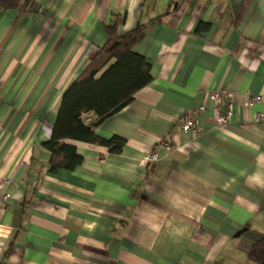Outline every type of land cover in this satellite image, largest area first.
Returning <instances> with one entry per match:
<instances>
[{
  "label": "crops",
  "instance_id": "1",
  "mask_svg": "<svg viewBox=\"0 0 264 264\" xmlns=\"http://www.w3.org/2000/svg\"><path fill=\"white\" fill-rule=\"evenodd\" d=\"M34 2L0 8V264H259L248 254L264 235V0ZM114 14L119 34L146 25L133 50L151 80L94 129L123 137L119 153L70 141L80 164L52 172L44 143L61 95ZM220 87L225 127L206 96ZM201 104L203 130L184 132ZM162 139L174 149L142 165Z\"/></svg>",
  "mask_w": 264,
  "mask_h": 264
},
{
  "label": "trees",
  "instance_id": "2",
  "mask_svg": "<svg viewBox=\"0 0 264 264\" xmlns=\"http://www.w3.org/2000/svg\"><path fill=\"white\" fill-rule=\"evenodd\" d=\"M34 0H0L3 10H33ZM118 14L105 24L107 40L84 65L77 77L61 95L55 123L44 144L51 155L50 171L72 170L80 164L81 156L70 141H81L105 146L111 153H119L125 139L118 135L98 136L94 129L114 113L129 104L134 94L150 80L149 61L133 50L143 38L146 25L138 23L133 29L119 34ZM249 258L264 264V235L249 251Z\"/></svg>",
  "mask_w": 264,
  "mask_h": 264
},
{
  "label": "built area",
  "instance_id": "3",
  "mask_svg": "<svg viewBox=\"0 0 264 264\" xmlns=\"http://www.w3.org/2000/svg\"><path fill=\"white\" fill-rule=\"evenodd\" d=\"M207 98L213 102V115L217 125L225 127L229 124L232 114L231 102H230V92L225 87H220L217 89L210 90L206 93ZM260 95L251 94L249 97V105L254 102L260 101ZM225 107V108H224ZM206 106L201 104L197 106L193 111L184 116L181 123V129L184 132H190L192 135L203 130L200 124V117ZM262 118L261 115L257 114L255 120L258 121ZM161 147V152L150 151L142 159V165H146L149 162L157 161L165 156H167L173 149V145L162 139L159 141ZM10 198V193L0 184V213L3 211L8 199Z\"/></svg>",
  "mask_w": 264,
  "mask_h": 264
}]
</instances>
